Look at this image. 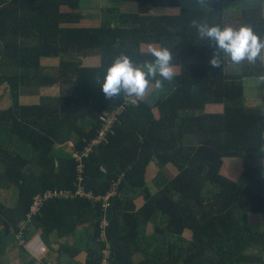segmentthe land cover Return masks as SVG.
Returning <instances> with one entry per match:
<instances>
[{
  "label": "trees",
  "instance_id": "16d2710c",
  "mask_svg": "<svg viewBox=\"0 0 264 264\" xmlns=\"http://www.w3.org/2000/svg\"><path fill=\"white\" fill-rule=\"evenodd\" d=\"M99 2V23L85 25L83 0H0V90L9 98L0 109V190L8 192L0 197V264L17 244L19 264H102L104 218L111 264H264V61L227 68L224 58L212 67L214 46L192 26L249 27L264 41V0ZM128 5L135 14L122 11ZM165 47L172 81L156 90L153 80L143 100L105 97L101 85L118 56L142 67L154 60L150 48ZM253 79L262 96L248 106L243 80ZM213 106L221 113L205 112ZM121 108L108 142L83 161L94 197L120 180L109 206L50 199L26 222L36 195L73 188L71 152ZM252 214L261 227L250 226ZM36 230L47 245L59 241L56 258L28 254Z\"/></svg>",
  "mask_w": 264,
  "mask_h": 264
},
{
  "label": "clouds",
  "instance_id": "9594fccd",
  "mask_svg": "<svg viewBox=\"0 0 264 264\" xmlns=\"http://www.w3.org/2000/svg\"><path fill=\"white\" fill-rule=\"evenodd\" d=\"M198 2L201 5L206 4V0ZM192 26L196 28L200 39L208 40L211 42L210 45L214 46L213 55L209 60L212 67L219 68L225 57L230 58L235 64L264 60V41L260 40L249 27L222 29L219 25L210 26L196 20L192 21ZM149 51L154 60L142 67L135 66L131 58L124 54L114 60L101 85L107 99L120 97L123 93L125 98L143 100L151 90L153 80L154 88L161 90L164 81H172L175 78L173 53L166 47L150 48Z\"/></svg>",
  "mask_w": 264,
  "mask_h": 264
},
{
  "label": "rangeland",
  "instance_id": "374dc122",
  "mask_svg": "<svg viewBox=\"0 0 264 264\" xmlns=\"http://www.w3.org/2000/svg\"><path fill=\"white\" fill-rule=\"evenodd\" d=\"M104 3L99 2V0H83V4L81 5V12L83 14L84 17H89V20H86V22H83V24L85 25H97L99 23L98 21V17L100 18L102 15V9L104 7ZM123 12L125 13H132L135 14L136 13V7L135 5H128V6H124L122 9ZM110 21H112L111 19H108ZM226 58V65H229L227 68L229 67H236L235 63L231 62L230 58ZM264 61V60H263ZM177 72L179 69H176ZM243 90H244V99H245V103L248 106H255L261 99L262 96V85H261V80L259 79H253V80H243ZM8 90L5 88H1L0 90V109H3L5 107H7L9 105V98H8ZM222 108L219 106H213V107H207L205 109L206 113H210V114H216V113H221ZM71 147V143H68L67 145H65V149L64 151H68L69 148ZM63 150L59 151V152H64ZM239 180V178H238ZM8 192H6V189H2L0 190V197L3 199H7L8 197L6 196ZM13 197V196H12ZM14 200V197H13ZM249 224L252 228H258L261 227L262 224V217L261 215H257V214H252L250 215L249 218ZM150 231L153 232L152 228H150ZM34 232V231H33ZM32 232V233H33ZM33 237V234H31V236L29 237L28 241ZM40 244L39 246V251L37 254H34L31 251V243L28 241H25L23 238L20 240L19 243H24L25 241V249L27 250L28 254L31 255L32 258L36 259V260H46V256H48L49 250L51 248V251L54 252L53 250H58V243L59 241L53 240L51 239L49 241L48 246L45 245V241L43 240V238L41 239L39 235H36L35 237ZM54 238V237H53ZM56 239V238H54ZM67 242L70 245H73L76 241L75 239H73L72 237H68ZM61 242V241H60ZM63 242V240H62ZM51 245L53 246V249L51 247ZM18 244L15 246H8L5 251L6 254L3 258L4 262H6L7 264H19L20 261V254L18 252ZM43 254V255H39V254ZM253 256H256V251H253ZM45 256V257H44Z\"/></svg>",
  "mask_w": 264,
  "mask_h": 264
},
{
  "label": "built area",
  "instance_id": "2783aa9c",
  "mask_svg": "<svg viewBox=\"0 0 264 264\" xmlns=\"http://www.w3.org/2000/svg\"><path fill=\"white\" fill-rule=\"evenodd\" d=\"M127 103L125 104V106ZM121 109H117L113 111L110 115H105L102 117L103 126L101 129L98 130L97 135L95 138L91 139L80 151H72L71 157L75 161L77 165V177L74 182L72 189H55L47 191L44 195H36L34 200L30 206L31 212L28 214V219L26 222L32 224L31 217L32 215L37 214L40 212L41 207L43 206L44 201L50 199H71L75 197L80 198H87L94 202L102 201L103 206L107 208L109 206V199L113 196H116L119 193V182H114L111 185V190L103 197H94L91 192H88L85 187V167H84V159H86L97 146L102 143H107V134L108 131L111 130L112 123L115 122L116 116H118L122 111ZM103 172L104 169L101 168ZM109 226V221L104 218L100 225V240L105 241L106 245L102 250V264H111V246L107 242L106 231Z\"/></svg>",
  "mask_w": 264,
  "mask_h": 264
},
{
  "label": "crops",
  "instance_id": "0c3cea01",
  "mask_svg": "<svg viewBox=\"0 0 264 264\" xmlns=\"http://www.w3.org/2000/svg\"><path fill=\"white\" fill-rule=\"evenodd\" d=\"M133 101L134 100H132L131 102L133 103ZM64 148V147H63ZM65 149V148H64ZM59 150H61V149H59ZM69 150H70V148H69ZM33 232V231H32ZM31 234H33V237H35L36 235H39L40 236V238H41V232L40 231H38V230H36V231H34L33 233H31ZM31 234H30V236H31ZM84 236L86 237V235L84 234ZM31 238L28 242H30L31 243V251L34 253V254H37L38 253V251H39V246H40V244H39V242L40 241H38L36 238ZM84 237V238H85ZM71 238V237H70ZM42 239V238H41ZM53 240H55L54 238H52ZM46 246H48L47 244H45ZM79 246L80 247H82V244L81 243H79ZM51 247H52V249H53V246L51 245ZM54 252H52L51 251V248H50V250H49V253H48V256H46V257H48V258H46L47 260H50V259H53V258H56V252H55V250H53ZM5 254H8V253H5ZM44 254V253H43ZM42 253L41 254H39V255H43ZM45 257V256H44ZM86 257H87V255H86V253L85 252H81V254L79 255V257H78V261L79 262H81V263H83V262H85L86 261Z\"/></svg>",
  "mask_w": 264,
  "mask_h": 264
}]
</instances>
